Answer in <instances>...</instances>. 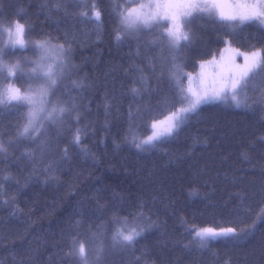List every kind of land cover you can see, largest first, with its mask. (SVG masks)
Here are the masks:
<instances>
[{
    "label": "trees",
    "instance_id": "obj_1",
    "mask_svg": "<svg viewBox=\"0 0 264 264\" xmlns=\"http://www.w3.org/2000/svg\"><path fill=\"white\" fill-rule=\"evenodd\" d=\"M95 2L102 12L100 23L76 15L80 0H0V23L27 21L32 31L26 39L49 36L54 43H63L67 37L71 43L72 61L78 68L72 79L87 77L91 85L80 94V126H86L83 144L94 154L85 158L69 143L70 131L58 133L50 126L40 137L50 144L43 159L37 144L21 141L8 146L21 123L20 114L14 108L0 109V139L9 147L7 157L0 155V264H80L68 255L73 237L86 242L89 259L103 249L101 264H264L260 228L237 244L213 240L204 248L186 230L244 228L260 211V197L251 193H258L264 182V106L256 103L244 110L228 102L203 105L179 137L138 151L125 142L129 107L134 111L138 103L128 88L138 69H143L155 90L151 113L142 108L135 121L137 135L147 136L151 118L166 117L162 101L171 100L174 93L168 78L170 53L166 46L150 43L158 37V28L117 43L114 8L129 0ZM191 27L193 41L178 56L184 86L186 74L195 73L199 62L212 54L217 56L224 48L221 37L231 32L207 18L195 19ZM230 39L232 47L241 51L264 46V34L255 25L237 28ZM35 58L32 48L6 57L19 60L25 73L31 67L26 61ZM13 82L22 89L30 83L24 75ZM262 90L264 79L258 77L249 96L259 100ZM63 91L62 87L58 94ZM26 150L35 151L36 158L30 159ZM49 162H55L57 179L46 183L44 168ZM6 175L11 177L7 182ZM241 191L249 193L251 211L240 207L236 194ZM9 198L14 199L5 204ZM140 201L147 203L145 212L160 221L161 229L146 233L134 248L113 247V214L131 220L129 213ZM14 209H18L15 215Z\"/></svg>",
    "mask_w": 264,
    "mask_h": 264
},
{
    "label": "snow or ice",
    "instance_id": "obj_2",
    "mask_svg": "<svg viewBox=\"0 0 264 264\" xmlns=\"http://www.w3.org/2000/svg\"><path fill=\"white\" fill-rule=\"evenodd\" d=\"M81 10L76 15L85 22L100 23L102 12L95 0H80ZM46 7V5H44ZM61 7L56 5L57 10ZM115 14L118 19V27L115 30L117 43L126 38H134L143 31L151 32L160 29L159 35L151 44L166 46L171 58V67L168 78L174 86L171 100L165 98L162 103L167 107V115L164 120L151 118V134L138 136L135 121L144 112L151 113V97L154 89L149 79L144 75L143 69H138L139 75L128 88V94L134 101H138L135 110L129 107V130L125 142L130 143L138 151H149L157 146L167 143L171 139L179 137L180 133L188 126L194 115H199L201 107L206 104L228 102L237 109L249 110L254 104L264 106V90L259 100L249 96V89L259 77L264 79V46H253L251 51H241L232 47L230 36L237 28L255 25L264 34V0H129L125 4L115 5ZM197 18H207L229 28L231 32L221 37L224 48L220 51L219 60L212 54L210 60L200 61V78L203 82L207 78L208 66L218 68L209 88L193 89L191 87L192 74L187 73L189 86H184V74L178 62V56L183 47L190 45L194 38L192 23ZM31 26L19 19L0 23V37L6 35L7 39H0V109H16L20 114L21 123L17 126L16 136L9 139L8 146L21 141L37 144L40 158L50 151L47 140L40 141V137L46 127H53L57 132L70 131L69 143L77 147L85 157H93L94 154L83 144L87 135L86 126H80L82 118L80 106V94L91 87L87 77L72 79L77 66L72 61L71 43L65 38L63 43L53 42L49 36L36 40L26 37L31 33ZM32 48L36 52V58L27 60L31 65L25 73L24 66L19 60L15 62L6 59L14 55L17 50L26 51ZM242 56L244 63H236V57ZM152 71L155 65L151 59L148 61ZM18 75L27 77V88H20L13 82ZM67 82V83H65ZM64 91L60 94V89ZM254 90V89H253ZM115 99V97L108 98ZM107 107V105H106ZM75 124L73 130L71 125ZM264 141V137L261 138ZM40 141L39 143H37ZM0 139V155L7 157L9 147ZM119 147V145H117ZM64 157L68 156V149H63ZM30 159L36 158L35 151H25ZM247 159V156H245ZM55 162H49L45 168V182L56 180ZM264 171V166H262ZM37 178H39L37 174ZM11 179L6 175L3 181ZM0 183V190H2ZM195 195H199L198 192ZM240 207L251 211L247 204L249 193L238 192ZM251 195H259L260 211L255 215L250 224L244 228L236 227H202L189 228L194 240L201 248L213 240H224L237 244L256 233L260 228L264 233V182L259 192ZM14 198L5 199L8 204ZM147 203L140 201L129 213L132 217L113 214L112 223L114 231L111 235L112 246L120 249L134 248L138 240L146 233L160 230V221L154 220L145 212ZM18 209L13 210V215ZM103 249L95 252L94 259H89L86 242L75 237L72 238L68 255L77 257L80 264H101ZM21 264H24L22 261Z\"/></svg>",
    "mask_w": 264,
    "mask_h": 264
},
{
    "label": "rangeland",
    "instance_id": "obj_3",
    "mask_svg": "<svg viewBox=\"0 0 264 264\" xmlns=\"http://www.w3.org/2000/svg\"><path fill=\"white\" fill-rule=\"evenodd\" d=\"M219 56H220V52L216 56L217 60H219ZM236 63L242 65L244 63L243 57L242 56H237L236 57ZM218 71H219L218 68H215L213 66H208L207 69H206L207 78L203 82H201V78H200L201 69H200V64H199L198 70L195 73H192L191 87L193 89H201V90H203L205 88H209L211 86V84H212L213 78L215 77V75H216V73ZM188 86H189V82H188V79H187L185 87H188ZM164 119L165 118L160 119V120H164ZM150 130H151V127H150ZM151 131H150L149 135L151 134Z\"/></svg>",
    "mask_w": 264,
    "mask_h": 264
}]
</instances>
